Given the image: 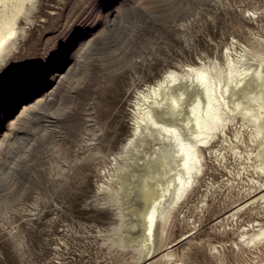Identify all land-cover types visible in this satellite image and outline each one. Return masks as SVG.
Here are the masks:
<instances>
[{
	"label": "rangeland",
	"instance_id": "obj_1",
	"mask_svg": "<svg viewBox=\"0 0 264 264\" xmlns=\"http://www.w3.org/2000/svg\"><path fill=\"white\" fill-rule=\"evenodd\" d=\"M31 18L0 67V264H129L103 185L119 188L140 91L169 68L264 52V0H38ZM205 152L168 227L171 264H252L240 231L264 211L221 221L240 197L235 162Z\"/></svg>",
	"mask_w": 264,
	"mask_h": 264
},
{
	"label": "bare ground",
	"instance_id": "obj_2",
	"mask_svg": "<svg viewBox=\"0 0 264 264\" xmlns=\"http://www.w3.org/2000/svg\"><path fill=\"white\" fill-rule=\"evenodd\" d=\"M37 1L0 0V67L18 49ZM134 119L118 163L119 188L103 185L121 209L115 242L136 251L129 264H171L168 227L206 175V150L226 167L235 162L228 181L240 197L221 221L264 211V52L243 45L239 57L227 54L226 66L213 59L185 72L169 68L140 91ZM251 224L240 237L260 249L252 264H264V218Z\"/></svg>",
	"mask_w": 264,
	"mask_h": 264
}]
</instances>
